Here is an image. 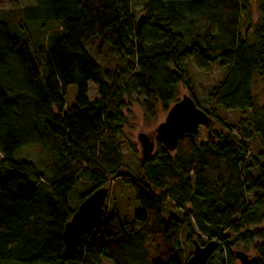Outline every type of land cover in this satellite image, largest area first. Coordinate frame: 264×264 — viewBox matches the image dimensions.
<instances>
[{"label":"trees","instance_id":"obj_1","mask_svg":"<svg viewBox=\"0 0 264 264\" xmlns=\"http://www.w3.org/2000/svg\"><path fill=\"white\" fill-rule=\"evenodd\" d=\"M16 1L30 6L11 23L0 17V264H186L194 242H216L221 264L235 263L238 246L252 251L247 264H264V228L247 230L264 223V109L254 94L264 84V0L255 23L250 0ZM188 59L228 70L200 108L208 120L174 152L155 140L137 174L121 172L125 100L140 101L145 121L167 114L181 86L195 102ZM69 86L76 97L65 109ZM216 108L250 116L230 127ZM116 181L133 190L139 228L103 207L66 247L77 207ZM166 203L180 218L163 216Z\"/></svg>","mask_w":264,"mask_h":264},{"label":"rangeland","instance_id":"obj_2","mask_svg":"<svg viewBox=\"0 0 264 264\" xmlns=\"http://www.w3.org/2000/svg\"><path fill=\"white\" fill-rule=\"evenodd\" d=\"M251 2V20L255 23L258 19V5L259 0H250ZM28 3H20L16 0H0V17L8 22H13L19 19L20 12L22 9L29 7ZM134 15L136 16V21L140 17L139 5L134 9ZM185 71L188 76L189 85L191 86V91L193 93L194 100L199 108L208 109L209 102L208 97L210 91L220 82H222L226 76L227 69L221 67L218 62L209 65L208 71H199L192 59H188L185 62ZM257 105L264 109V84L259 83L254 90ZM188 90L186 87H179L177 100H181L184 96H188ZM76 88L75 86H69L66 90V95L63 99L65 109L70 108L75 101ZM97 97L96 87L92 84H88L87 99L93 100ZM126 109L123 110V115L125 119V125L122 128V134L120 136V147L123 158V169L121 172H129L131 174H137L139 169V161L141 160V149L136 141L138 134L142 133L149 136L153 141L157 139L154 134L157 126L164 121L166 114L158 113L155 120L145 121L143 112L139 106L140 101L135 97L131 100H125ZM216 116L226 125V126H236L238 120L241 117L248 118L250 112L246 111L240 114L238 111H223L220 108L215 110ZM220 130V128L218 127ZM129 145L135 148L137 151L136 156L130 151ZM248 151L250 156L258 157L261 153L259 142L257 137H253L248 143ZM33 149L27 150L26 152L32 153ZM261 160V159H260ZM252 171V170H251ZM104 207L108 213L116 214L122 224L130 230L136 231L139 228L135 216L139 212V207L134 199L133 190L123 184L120 181H116L110 185L108 195L104 202ZM164 217L173 216L180 218L181 212H179L173 205L166 203L164 206ZM264 228V223L259 227H249L247 230L249 232H254L256 230ZM187 232L183 230L180 234V245L184 251H188L189 248L184 242ZM235 251L244 252L249 258L252 257V251L250 249L244 250L242 247L238 246ZM214 260L212 264H221L223 260L220 258V253L217 251L213 254ZM107 263L106 260H104ZM234 264H239L236 260Z\"/></svg>","mask_w":264,"mask_h":264},{"label":"water","instance_id":"obj_3","mask_svg":"<svg viewBox=\"0 0 264 264\" xmlns=\"http://www.w3.org/2000/svg\"><path fill=\"white\" fill-rule=\"evenodd\" d=\"M141 24L142 19H139L137 27L140 28ZM207 120V115L196 106L193 99L190 96H184L170 107L164 121L157 126L154 134L164 149L172 153L183 136L193 135L197 128L205 124ZM136 141L141 149V158H148L154 151L155 141L142 133L137 135ZM108 192V189H99L77 207L63 229L62 239L66 247L75 246L91 226L100 219ZM217 248L216 242H208L204 246L194 242L191 256L186 264H206ZM235 258L241 264H247L248 257L242 252H237Z\"/></svg>","mask_w":264,"mask_h":264}]
</instances>
